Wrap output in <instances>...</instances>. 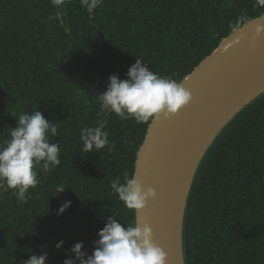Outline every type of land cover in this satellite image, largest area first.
<instances>
[{
	"label": "trees",
	"instance_id": "16d2710c",
	"mask_svg": "<svg viewBox=\"0 0 264 264\" xmlns=\"http://www.w3.org/2000/svg\"><path fill=\"white\" fill-rule=\"evenodd\" d=\"M262 13L257 0H104L92 17L80 0L61 8L51 0H0V143L16 116L40 110L58 125L50 139L61 153L27 202L11 189L0 195V264L45 251L46 264H63L76 242L92 253L108 216L132 225L134 211L110 182L133 174L150 121L106 117L112 151L86 153L80 140L99 118L96 98L109 76L125 78L142 56L152 71L180 81L228 32ZM59 184L68 188L58 198ZM65 200L71 206L57 215ZM185 250L187 264H264V93L207 151L187 203Z\"/></svg>",
	"mask_w": 264,
	"mask_h": 264
},
{
	"label": "clouds",
	"instance_id": "9594fccd",
	"mask_svg": "<svg viewBox=\"0 0 264 264\" xmlns=\"http://www.w3.org/2000/svg\"><path fill=\"white\" fill-rule=\"evenodd\" d=\"M103 2L80 0L90 17ZM51 4L61 8L65 0H51ZM257 4L264 6V0H257ZM260 32L261 29H257L256 34ZM255 39L256 35L252 38L253 48ZM142 59V56L137 57L125 78L116 74L109 76L106 90L96 98L100 110L95 126L80 130L82 151L97 152L106 146L109 151L115 149L116 144L110 141V132L106 128V117L110 114L114 113L122 121L134 119L137 123H147L161 115L165 118L175 115L191 101L192 93L182 82L152 71L147 62L142 63ZM16 117V126L8 127V138L0 143V195L11 189L18 202L23 203L29 199L26 195L29 189H35L39 184V174L49 173L60 165L61 153L59 144L50 139L58 134V125L46 119L40 110ZM110 183L118 199L135 212L144 209L150 200L157 197V190L145 187L135 173H125L123 182L117 176ZM67 188L59 184L52 195L59 198ZM71 203L65 200L57 209V215L63 214ZM97 235L99 238L92 241L94 248L91 254L82 250L83 241L76 242L68 250L74 255L66 257L63 264H166L167 253L153 243V230L147 223L142 227L138 223L125 225L111 215ZM63 244L64 241L60 240L55 247L59 249ZM47 259L45 251L31 255L23 260V264H46Z\"/></svg>",
	"mask_w": 264,
	"mask_h": 264
},
{
	"label": "water",
	"instance_id": "95a60500",
	"mask_svg": "<svg viewBox=\"0 0 264 264\" xmlns=\"http://www.w3.org/2000/svg\"><path fill=\"white\" fill-rule=\"evenodd\" d=\"M180 82L191 91V101L175 115L149 122L133 169L157 197L134 211L132 225H151L153 243L167 253L166 264H187V203L207 151L225 126L264 93V13L228 32Z\"/></svg>",
	"mask_w": 264,
	"mask_h": 264
}]
</instances>
